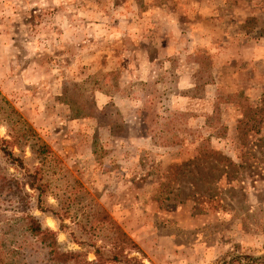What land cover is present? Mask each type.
Segmentation results:
<instances>
[{
	"label": "rangeland",
	"instance_id": "374dc122",
	"mask_svg": "<svg viewBox=\"0 0 264 264\" xmlns=\"http://www.w3.org/2000/svg\"><path fill=\"white\" fill-rule=\"evenodd\" d=\"M0 99L52 155L12 150L38 201L0 153L3 262L50 264L27 214L79 250L64 200L66 231L101 209L142 264L264 257V0H0Z\"/></svg>",
	"mask_w": 264,
	"mask_h": 264
},
{
	"label": "trees",
	"instance_id": "16d2710c",
	"mask_svg": "<svg viewBox=\"0 0 264 264\" xmlns=\"http://www.w3.org/2000/svg\"><path fill=\"white\" fill-rule=\"evenodd\" d=\"M0 103L5 108L0 107L3 117L0 121L6 123L9 128L7 135L9 140L0 138V153L8 162L17 168L22 169L29 178L26 185L37 192V200L44 194V186L39 177L29 175L28 170L23 166L22 159L16 157L12 150L14 147L20 148L27 146L30 153L38 160V163H44L52 158V155L35 131L14 111L7 102L0 99ZM2 118V119H1ZM65 200L60 202L59 213H53L60 218L58 228L60 232L65 233L70 242L77 245L79 250H60L56 244V235L48 229H42L39 223L31 216L24 215L21 220L25 223V231L36 239L40 248L47 255L50 264H142L137 255L142 256L137 245L132 242L122 229L101 210H91L83 214L81 220L77 221L78 235L72 231H66L67 227L63 221L69 218ZM97 240V241H96ZM99 244L97 245V242ZM93 256L92 260H87V254ZM136 253V255H133ZM0 264H7L0 260ZM222 264H264V257H250L245 255L232 257Z\"/></svg>",
	"mask_w": 264,
	"mask_h": 264
}]
</instances>
